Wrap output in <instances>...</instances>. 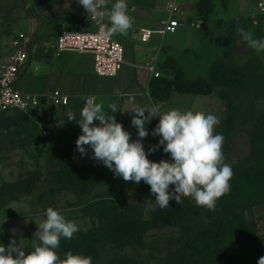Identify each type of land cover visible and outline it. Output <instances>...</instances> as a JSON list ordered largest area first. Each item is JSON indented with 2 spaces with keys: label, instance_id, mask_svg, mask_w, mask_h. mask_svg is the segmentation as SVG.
<instances>
[{
  "label": "rangeland",
  "instance_id": "rangeland-1",
  "mask_svg": "<svg viewBox=\"0 0 264 264\" xmlns=\"http://www.w3.org/2000/svg\"><path fill=\"white\" fill-rule=\"evenodd\" d=\"M198 1L188 0L189 22H203L201 28L186 25L191 29L185 38L190 50L177 59L184 72L172 83L161 81L154 88L155 106L163 111L178 108L217 116L220 123L215 131L225 138L224 162L234 172L231 188H241L244 199L251 200L254 188L241 186V181L251 174L264 177V127L255 129L246 120L258 113L264 121V82L254 79L241 86L222 81L227 75H216L211 81L209 77L219 63L243 70L254 59L263 58L264 51L250 49L232 24L224 26L227 2H207L202 7ZM58 2L0 0V66L18 32L28 31L30 58L54 42L62 25L50 14L46 32L40 33L37 23L42 7L48 11ZM239 28L264 39V29L247 24ZM198 71L197 80H187L194 79ZM158 121L155 117L146 125L149 135L142 140L146 152L159 142L152 135ZM76 125L53 107L0 114V244L7 246L15 239L26 254L31 252L39 242L34 235L37 225L46 219V209L53 207L79 226L72 239L61 238V244L91 245L100 235L87 232L101 221L143 222L146 231L138 242L95 245L94 254L87 255L92 264H257L264 256V203L246 211L239 208L220 224L210 221L212 214L190 198H183L182 204L172 200L168 208L161 209L143 181L125 182L105 166L75 165L71 149L81 134ZM132 139H138V133ZM148 158L156 162L171 159L163 146Z\"/></svg>",
  "mask_w": 264,
  "mask_h": 264
},
{
  "label": "clouds",
  "instance_id": "clouds-1",
  "mask_svg": "<svg viewBox=\"0 0 264 264\" xmlns=\"http://www.w3.org/2000/svg\"><path fill=\"white\" fill-rule=\"evenodd\" d=\"M78 4L100 23V32L106 38L127 35L133 27L134 18L128 14L127 0L114 3L111 0H78ZM236 31L241 33L250 49L257 53L264 51V39L254 38L252 33L239 27ZM127 103L130 105L127 112L134 113L131 125L137 129L136 140L122 123L117 122L116 104L109 105L112 113L109 114L102 103L94 98L85 99L81 119L77 122L81 129L75 141L79 153L87 155L90 148L91 158L102 162L116 177L125 182L146 183L161 209L168 208L172 200L182 204L183 198H190L196 206L215 211L218 200L230 192L234 176L232 167L224 162L225 138L215 131L219 118L178 108L162 112L158 106L136 104L133 97ZM154 117H159V121L152 135L160 139L146 152L142 140L149 135L146 125ZM68 120L75 121V116L69 114ZM160 146L170 160L156 162L148 158ZM45 215L46 219L37 225L34 233L39 242L33 245V250L26 254L15 239L7 246L0 244V264H92L91 256L71 251L63 259L59 256L57 249L61 238L72 239L79 226L53 207H48ZM257 264H264V256Z\"/></svg>",
  "mask_w": 264,
  "mask_h": 264
},
{
  "label": "crops",
  "instance_id": "crops-1",
  "mask_svg": "<svg viewBox=\"0 0 264 264\" xmlns=\"http://www.w3.org/2000/svg\"><path fill=\"white\" fill-rule=\"evenodd\" d=\"M165 1L127 0L128 14L134 18V24L127 35L117 34L113 36L125 47V62L118 76H97L94 72V58L90 53L63 52L57 56L55 54L56 35L54 36V42L49 47L37 49V53L32 58L29 56V60L22 69L17 81V87L31 93L44 94L59 89L69 94L71 97L69 105L61 108L57 107V109L67 119L69 114H73L75 116L73 122L77 124L76 126L80 132L81 129L77 122L81 119L80 112L86 98H94L96 102L102 103L105 111H108L109 114H112L111 110L108 109L109 105L116 104L119 110L114 114L117 122L123 124L125 130L131 133V137L136 135L138 133L137 129L131 125L134 113L127 112L130 108L127 103L128 99L133 97L135 103L140 106H155V98L152 94L154 88L161 79L172 83L177 75L184 72L178 65L177 59L180 57L182 59V56H185L184 53L187 54L185 51L190 50L186 45L185 41L187 39L185 38H187L186 34L191 29L186 26L181 27L173 35L162 37L155 34L148 43H142L138 34L133 33V29L143 26H156L158 19L164 15ZM256 1L199 0L198 3L204 7L207 2H227L228 10L226 14L228 19L224 22V26L235 23L238 27H241V25L244 26L247 23L248 16L255 11ZM111 2L114 3L115 0H111ZM48 11L42 7L41 17L38 18L37 23L40 33L48 30L45 22L48 14L62 27L72 26L77 22H86L85 10L78 4V0H60L57 5H54ZM26 25L28 26V23ZM23 26L20 25L19 28L22 29ZM27 32L25 30L18 33L29 35ZM179 40L181 41L180 44L177 43ZM178 50V57H175V52ZM153 57L156 59L157 70L160 72L157 78L146 68ZM179 64L183 66L181 63ZM178 68L181 73L177 72ZM161 75L163 76L161 77ZM196 75L194 79L189 78L187 80L197 79L201 75V71H198ZM50 107L52 106L46 103L40 109L47 111ZM154 119L155 117L152 118L151 122ZM94 123L98 125L99 121Z\"/></svg>",
  "mask_w": 264,
  "mask_h": 264
},
{
  "label": "built area",
  "instance_id": "built-area-1",
  "mask_svg": "<svg viewBox=\"0 0 264 264\" xmlns=\"http://www.w3.org/2000/svg\"><path fill=\"white\" fill-rule=\"evenodd\" d=\"M188 4V0H166L164 15L158 19L156 26L133 29V33L138 34L142 43H148L155 34L162 37L173 35L189 23L195 28H201L200 19L189 22ZM85 19L86 22H77L59 30L56 36L55 54L59 56L63 52L90 53L94 58V72L97 76H118L125 62L124 44L113 36L104 37L100 32V23L93 20L86 12ZM248 20L252 28L264 29V0L256 1L255 11L248 16ZM30 48L29 35L18 33L12 41L5 62L0 66V113L11 110L23 112L37 110L46 103L52 107L61 108L69 105L71 101L70 95L59 89L39 94L26 92L17 87L21 71L29 60ZM146 68L155 78L159 77L160 72L157 70L155 57L146 65ZM91 157L90 148L84 156L79 153L76 145L71 149V159L75 165L104 166L102 162Z\"/></svg>",
  "mask_w": 264,
  "mask_h": 264
},
{
  "label": "trees",
  "instance_id": "trees-1",
  "mask_svg": "<svg viewBox=\"0 0 264 264\" xmlns=\"http://www.w3.org/2000/svg\"><path fill=\"white\" fill-rule=\"evenodd\" d=\"M246 24L248 26H251L249 20ZM232 27L237 28L238 26L234 23L232 24ZM212 73L214 75L209 77L210 81L213 78L215 79L216 75L223 74L224 76L227 75L228 77L222 79V81L226 80L228 83L236 85L240 84L241 86L246 83L249 84L250 81H254V79H260L262 82H264V57L261 59H254L249 64H247L243 70H239L237 67H224V65H221L219 63L216 65L215 70L213 68L211 74ZM161 81L164 80L161 79ZM36 111L37 110H30L26 112L32 113ZM9 112L24 113L23 111L11 110L2 112L0 114ZM246 121H248L249 124L252 125L255 129L264 127V121L259 117L258 113H252ZM228 125L229 123H227L226 127ZM235 184L236 186H239L238 184L240 183L236 182ZM241 184V186H252L254 188V192L251 197L252 199H244L245 195L242 191H240L241 188L237 189L236 187H232L228 194L218 200L215 211H209L203 208L204 212L212 214L210 221H220L219 224L225 223V221H229V216L231 212L238 211L239 208L241 209V211H246L248 208H250V206H257L264 203V177L256 178L255 176H253V174H251L248 175L245 179H243L241 181ZM200 208L202 209V207ZM215 224L216 222L214 223V225ZM145 231L146 229L143 227L142 221H101L99 225L87 232L89 233V235H100V238L96 240H91V245H75L78 242L66 241L65 244L60 243L61 247L57 252L62 259L68 251L73 252V254H82L87 256L94 254V246L97 244H105L112 242L130 244L138 242Z\"/></svg>",
  "mask_w": 264,
  "mask_h": 264
}]
</instances>
